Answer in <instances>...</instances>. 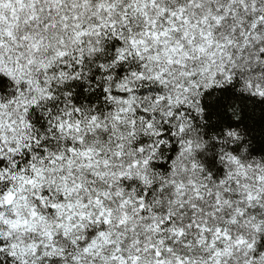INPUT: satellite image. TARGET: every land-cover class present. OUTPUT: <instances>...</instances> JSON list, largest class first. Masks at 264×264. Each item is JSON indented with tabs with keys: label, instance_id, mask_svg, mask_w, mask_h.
<instances>
[{
	"label": "snow or ice",
	"instance_id": "obj_1",
	"mask_svg": "<svg viewBox=\"0 0 264 264\" xmlns=\"http://www.w3.org/2000/svg\"><path fill=\"white\" fill-rule=\"evenodd\" d=\"M258 140L264 0H0V264H264Z\"/></svg>",
	"mask_w": 264,
	"mask_h": 264
},
{
	"label": "trees",
	"instance_id": "obj_2",
	"mask_svg": "<svg viewBox=\"0 0 264 264\" xmlns=\"http://www.w3.org/2000/svg\"><path fill=\"white\" fill-rule=\"evenodd\" d=\"M262 147H264V144H262L259 140L256 144V150L259 151ZM209 163L211 164V160H209Z\"/></svg>",
	"mask_w": 264,
	"mask_h": 264
},
{
	"label": "clouds",
	"instance_id": "obj_3",
	"mask_svg": "<svg viewBox=\"0 0 264 264\" xmlns=\"http://www.w3.org/2000/svg\"><path fill=\"white\" fill-rule=\"evenodd\" d=\"M226 131H227V130H226ZM232 131H238V130H232ZM238 134H239V133H238ZM231 146H232V147H234L235 145H234V144H232ZM209 158H210V157H209Z\"/></svg>",
	"mask_w": 264,
	"mask_h": 264
}]
</instances>
